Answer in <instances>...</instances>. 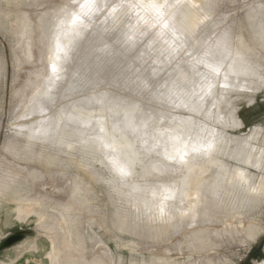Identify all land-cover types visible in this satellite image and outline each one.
Here are the masks:
<instances>
[{
  "label": "rangeland",
  "instance_id": "1",
  "mask_svg": "<svg viewBox=\"0 0 264 264\" xmlns=\"http://www.w3.org/2000/svg\"><path fill=\"white\" fill-rule=\"evenodd\" d=\"M69 2L0 0V175L10 167L14 171L6 181H1L0 264H49L45 254L50 250L51 243L62 250L60 258L68 264L264 263V200L248 205L241 210L243 214L239 222L234 221L235 227H241L240 222L243 221L246 226L252 225L254 231H262L255 242L249 243L246 231L242 236L236 231L231 237L224 232V238L220 236L217 240L212 239L216 243V253L203 251L199 254L197 244L192 241L194 231L200 226L211 227L209 221L201 219L198 213L195 220H182L170 229L159 230L157 227H162V222L149 219L141 211L137 212L112 187L110 179L116 175L110 160L114 157H110L106 151L105 157L109 158L102 164V154L89 151L79 140L75 141L76 148L72 154L60 153L50 146L42 149L40 143L31 149L26 148L29 143L25 137L26 129L32 123L39 122L41 127L75 101L87 97L98 98L104 92H108L111 97L124 99L125 104L135 98V103L138 102L146 116L151 117L148 128L151 134L171 127L182 112L177 108L181 101L175 98L167 84L178 70L184 72L187 55L180 53L169 57L164 52L166 46L155 30L143 21L138 24L132 10L115 21L100 16L93 28L88 30L87 41L83 44L87 47L82 46L78 53L75 51L73 59L65 64L64 75L57 85L63 95L52 111L30 112L28 109L35 88L37 86L38 89L43 83V77H40L35 86L30 78L31 73L37 67L48 75L51 73L48 63L38 61L47 55V50L41 56L40 50L44 47L37 46L35 49L36 44L30 42L37 39L42 31L46 40H49L53 32L52 25L56 21L51 16ZM196 9L203 17L200 20L203 22L198 21L196 33L189 37L191 45L196 46L209 29L215 27L205 46L217 41L226 31L236 49H244L247 45L257 46L255 25L264 21V0H206ZM23 12H28V17L32 19L24 22ZM45 12L49 15L47 19H37L38 16L46 15ZM204 16L208 19H204ZM250 17L254 18L253 21ZM24 29L34 30L33 37H24ZM168 39L171 43V36ZM19 46H25L29 51L21 54ZM185 47L189 51L194 50V47ZM17 49V56L22 62L16 59ZM255 53L260 58L264 57L261 48ZM254 62H257L255 58ZM136 80L150 81L154 87L147 94H142L132 83ZM72 85L76 91H66ZM223 91L218 90V96L208 100V103L212 106L215 103L214 110L223 112L227 118L234 107L232 112L241 124L233 128L230 125L229 135L232 134L236 144L242 146L241 142L255 134L258 128L260 135L256 142L264 148V92L233 93L223 102L220 98ZM169 95L175 98L173 102L162 103ZM217 107L220 108L216 110ZM161 119L163 124L160 123ZM8 148L13 153L10 154ZM255 174L256 182L259 183L264 171L255 170ZM135 177L142 180L139 174ZM165 177L156 173L147 176L151 181L163 180ZM16 203L34 206L36 215L27 223L24 222L25 216L17 218ZM68 208L72 210L67 211ZM219 215L223 216L224 213ZM39 216H42L41 225ZM63 230H66L67 236ZM13 236L19 240L8 245L7 240ZM68 241L72 243V249L66 247ZM33 249L38 251L30 252ZM72 251L77 252L75 261L70 259Z\"/></svg>",
  "mask_w": 264,
  "mask_h": 264
},
{
  "label": "bare ground",
  "instance_id": "2",
  "mask_svg": "<svg viewBox=\"0 0 264 264\" xmlns=\"http://www.w3.org/2000/svg\"><path fill=\"white\" fill-rule=\"evenodd\" d=\"M205 1L206 0H180L179 6L173 9V11L176 13L175 22L177 24V27L185 29L188 37H191L193 34L196 33L198 21L203 18L201 14L197 11V7H195L194 5L201 6ZM169 3H176V0H169ZM57 11L58 10H56L51 16L55 20ZM48 16V14L44 16H38L37 19H47ZM31 19L32 18L28 17V12H23L24 22ZM253 19V17H250L251 21H253ZM54 25L55 23L52 25L53 28ZM255 28L256 35L254 36V38L257 42L256 47H248L247 45V47H245L244 49H242V47L236 49L232 46L231 43L232 58L235 59L237 61L238 66H242V68L241 74L238 77H230V80L234 84H236V87L223 91L220 96L223 102L228 100L233 93L250 92L256 94L264 92V57L260 58L258 57V55L256 56L255 53L260 48L264 52V21H259L258 24L255 25ZM215 29V27L209 29V31L202 37V39L198 41L196 46L207 42V38L211 34H213ZM34 33V30L32 31L24 29L22 35L24 37L27 36L30 39V37H33ZM87 34L88 31L78 39L76 46L73 49V52L70 54V59L73 57L75 51H77V53L80 51L84 44ZM214 42H211L209 44H212ZM31 43L36 44L35 49H37V46L44 47L42 50H40L41 56L45 52V49L47 50V55L45 56L46 58L41 57L38 59V61L46 62L50 66L49 56L52 55V53L50 52L51 37L49 38V40H46L45 33L44 31H42L38 38L32 40L30 44ZM258 47L260 48L258 49ZM28 49L29 48H25V46H19V51H21V54H26V52L29 51ZM192 51L195 52V49ZM17 53L18 49L15 54L16 59L18 62H22L20 56H17ZM254 58L257 60V62H254ZM67 62L63 63V68L65 67V64ZM228 62L231 63V60ZM106 64L108 65V63ZM184 65V72H182V70H178L175 73L174 77H170V80L167 84L168 88L171 89V93L174 94L175 98L177 97L181 101V104L177 108L182 111L181 114L176 117L174 123L169 128L179 126L194 131H200L201 129L211 130L214 131L217 141L216 151L212 154L210 158L200 156L193 157L189 165L191 171L186 168H181L179 165H170L168 166L167 171L161 174L158 169L169 164V162L164 160L163 155L164 145L167 139L164 134V130L157 131L156 134H151L148 130L151 122V117L146 116V114L142 111L141 107L139 106L138 102L136 103V105L138 106L136 110H126V104L123 101L124 99L122 100L120 98L111 97L109 96L108 92H104L98 98L87 97L75 101L70 106L60 110L58 115L54 119H48L41 127L39 122L32 123V125L27 127L26 129L28 131L25 137L29 140V143L26 148L31 149L35 146V144L40 143L42 149L46 148V146H50L55 149H58L60 153L63 152L72 154V152L76 148L75 141L79 140L83 147H85L89 151H92L93 153H101L102 157L100 159V162L102 164H105L108 161L109 157H105L107 156L105 151L100 150V144L98 141L90 139L92 137H98L100 135L99 128L104 127L107 136L109 138H116L117 143L121 146V149L113 153V155H111L110 157H114L119 161H123L128 158H131L135 161L134 175L132 177L128 178L125 181H121L116 176H113L110 179V184L116 190V192L127 201L129 205L132 204L136 209L139 208L140 211L144 213H142L143 215H147L145 211V204H151L153 199V190L156 189L157 186H167L169 184H176L180 187H183L186 184L189 186V191L192 195H195V192L197 191L200 193V197L197 201H192L187 197H185L182 201L179 196L175 201H168V204L172 208L171 219H169L167 222H162V227H157L159 230H164L168 228L170 229L173 226H176V224L182 220H195L197 218L196 214L200 213L201 216L199 217H201V219H204L206 222L209 221V225L212 226H200L198 230L194 231L195 235L193 236L192 241L197 244L195 245L196 250H198L199 254L203 251L215 252L214 246H216V243L214 240L219 239L220 236L224 238V232L226 233V235L229 234L231 237L236 231L241 236L245 233L244 231H246V239L249 241V243L255 242L261 235L262 231H254L255 229L252 228V225L246 226L243 221L240 222L241 227H235L234 221L239 222L243 214L241 210H244L246 207H248V205L251 206L252 203L257 204L264 200V176H261L259 183H257L255 174V170L264 171V148L259 147L256 142L260 135V131L258 128H256L255 134L251 135V137L247 140L244 139L240 144L242 146H238L236 144V140H234L233 136H231L232 134L229 135L228 133V129L231 128L230 125H232L233 128L238 127L241 124L239 118L234 115V112H232L234 110V107L230 109V117L227 118V115H225L223 112H216L214 110V107L210 103H208V101L199 105L192 104L190 100L186 98V96L192 87L193 80H199V77L196 75V66L193 64L192 60H190L188 56L184 62ZM34 70L35 71L32 72L30 75L31 81L35 83L36 86L38 84V79L40 77H43V83L38 89H36V86L34 96L32 98V103L28 110L30 112L37 113L51 112L53 106L57 104V100L63 95L62 91H58L57 85L62 80L64 70L61 71L59 80H56L54 78L50 80L49 77L52 76V73L48 75L45 73L44 70L39 67L34 68ZM48 89H50V91H46ZM66 91L74 92L76 91V87L72 85ZM169 97L170 95L167 96V100ZM175 98L169 101L173 102ZM219 108L220 107H217L216 110ZM75 118H80L82 122L76 123ZM145 123H147V127H145ZM82 141L89 142L82 143ZM68 144H71L72 147H68ZM155 145H159V147L157 148L155 147ZM149 147L152 148L151 151L148 150ZM168 147L170 149V143L168 144ZM8 151L10 154L13 153L10 148H8ZM241 172L244 173V176L247 179V184H242L239 182L238 179L235 178L237 174ZM12 173H14L12 167L2 171V174L0 175V190L3 188L1 185V181H6V179L9 178L10 174ZM153 173H156L157 175H165L166 177L163 180L151 181L147 178V176H151ZM136 174H139L142 177V180L136 179ZM253 188L256 189V191H253ZM156 195L157 197L162 198L165 193L157 191ZM1 202L2 201H0V211L3 207V204ZM13 204H15V202ZM16 208V212L18 215L17 218L21 215L25 216L24 222L26 223L30 219H32V216L36 215L35 213L37 212V209L29 204H17ZM70 210H72V208L67 209V211ZM222 212L224 213V215L220 216L219 214H222ZM182 213L186 214L182 215ZM41 219L42 216H39L38 222H40ZM154 220L156 221V219ZM201 223L203 222L201 221ZM212 227H219V229L221 230L214 229ZM58 230H60V228ZM63 231V233L67 236L66 230ZM213 238L214 240H212ZM66 247L72 249L73 245L70 241H68ZM37 251L38 249H33L30 252ZM61 252L62 250H60L59 247H56L51 243L50 250L47 252V254H45L47 260L49 261V264H68L65 259L60 258ZM76 253L72 251L70 259H72L73 261H75V259L77 258ZM72 264L76 263L73 262Z\"/></svg>",
  "mask_w": 264,
  "mask_h": 264
},
{
  "label": "snow or ice",
  "instance_id": "3",
  "mask_svg": "<svg viewBox=\"0 0 264 264\" xmlns=\"http://www.w3.org/2000/svg\"><path fill=\"white\" fill-rule=\"evenodd\" d=\"M179 2L180 0H176V3H169V0H146V2L145 0H111V2L108 0H70L69 4L61 7L56 13V22L51 35L50 52L52 55L49 56L52 76L49 79H60L63 63L70 59V54L73 52L78 39L93 26L100 16H104L105 20L112 18L115 21L121 15H127L129 10H132L138 24L143 21L145 25L151 26L155 30L158 38L166 46L164 52L169 57L183 53L196 66V75L199 80H193L192 87L186 96L192 104L206 103L218 95L219 89L228 90L236 87L230 77H238L241 74L242 66H238L237 61L232 58L229 34L225 32L218 41L207 46L205 44L191 45L186 30L178 28L175 22L176 13L173 9L179 6ZM194 6L199 8V5ZM204 19H208V17L204 16ZM169 36H171V43L168 39ZM186 45L194 47L195 52L189 51L188 47H185ZM230 60L231 63L228 62ZM132 83L142 94H147L154 87L150 81L136 80ZM46 91H50V89ZM171 99L173 97L170 96L168 100L162 101V103H167ZM125 107L126 110H136L138 106L135 103V98L128 100ZM213 107H215V103H213ZM75 120L76 123L82 122L80 118H75ZM160 123L163 124L164 121L161 119ZM145 127H147V123H145ZM99 133L98 137L90 139L99 142L101 151H106L111 156L121 149L116 138L107 136L104 127L99 128ZM164 134L167 139L163 155L164 160L169 164L158 169L161 174L166 172L170 165H179L181 168L191 171L189 165L193 157L210 158L216 151V135L211 130L194 131L178 126L165 129ZM88 142L82 141V143ZM67 146L72 147L71 144ZM155 147L158 148L159 145H155ZM148 150L151 151L152 148L149 147ZM110 164L116 177L121 181H125L134 175L135 161L131 158L123 161H117L113 158L110 160ZM235 178L240 183L247 184L244 173H238ZM252 190L256 191L254 188ZM157 191H161L165 195L159 198L156 195ZM178 196L182 201L185 197L197 201L200 193L197 191L195 195H192L189 186L186 184L183 187L176 184L157 186L153 190L151 204H145V211L149 219H156L160 222H167L171 219L172 208L168 201H175ZM136 211L139 212L140 209L137 208ZM184 214L186 213H182V215Z\"/></svg>",
  "mask_w": 264,
  "mask_h": 264
},
{
  "label": "water",
  "instance_id": "4",
  "mask_svg": "<svg viewBox=\"0 0 264 264\" xmlns=\"http://www.w3.org/2000/svg\"><path fill=\"white\" fill-rule=\"evenodd\" d=\"M18 240H19V238L16 237V236L10 237V238L7 240V244H8V245L14 244V243H16Z\"/></svg>",
  "mask_w": 264,
  "mask_h": 264
}]
</instances>
